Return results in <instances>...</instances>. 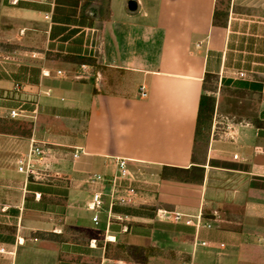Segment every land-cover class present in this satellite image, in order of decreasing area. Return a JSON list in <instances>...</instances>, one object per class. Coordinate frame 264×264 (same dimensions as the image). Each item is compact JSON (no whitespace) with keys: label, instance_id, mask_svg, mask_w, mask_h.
<instances>
[{"label":"crops","instance_id":"1","mask_svg":"<svg viewBox=\"0 0 264 264\" xmlns=\"http://www.w3.org/2000/svg\"><path fill=\"white\" fill-rule=\"evenodd\" d=\"M104 1L0 0V116L24 108L31 129L18 145L57 152L52 179L24 182L15 251L33 231L41 264H264V0ZM207 74L217 93L200 153ZM117 158L139 205L115 206L109 224L101 211L96 225L85 178L115 174ZM192 165L200 183L161 178L163 166Z\"/></svg>","mask_w":264,"mask_h":264},{"label":"rangeland","instance_id":"2","mask_svg":"<svg viewBox=\"0 0 264 264\" xmlns=\"http://www.w3.org/2000/svg\"><path fill=\"white\" fill-rule=\"evenodd\" d=\"M246 3L251 4L253 3V0H246ZM99 4L100 6H104L105 1L99 0ZM206 87L211 91V96L213 94L215 95L217 93V79L215 77L210 78L206 82ZM238 101L239 99L236 102L235 100L227 102V111L232 113L234 110H241V107L238 108L240 106ZM246 107L244 111L247 113L251 112V106L249 108V103H246ZM214 112L215 104L213 114ZM2 114L3 115L0 116L3 120L0 121V136L2 138V141L0 142V264H41V245L38 243L41 242L40 239L43 237L42 232L31 231L30 235H25L27 231H21L20 236L24 238V241H22L23 243L21 245L17 246L15 251L16 237L19 234L18 225L16 223L19 219L16 217L20 218V212L22 211H19L18 215L15 217L16 213L14 210H16V206L19 205V202L23 198L24 182L41 181L17 173L14 165L15 158L18 155L25 153L18 143L24 140L31 129V122L28 117L12 119L8 116V111L3 112ZM206 143L207 141H205L202 135L199 136L197 141L198 152L203 153L205 151ZM50 177L51 176L45 177L42 181H46V179H50ZM26 198L31 197L26 195ZM22 213L23 217L21 221L26 218L24 210ZM37 220L40 221V219ZM51 222L57 223V220H51ZM1 248H4V251H1ZM97 255L99 258L100 256L98 253L96 256Z\"/></svg>","mask_w":264,"mask_h":264},{"label":"built area","instance_id":"3","mask_svg":"<svg viewBox=\"0 0 264 264\" xmlns=\"http://www.w3.org/2000/svg\"><path fill=\"white\" fill-rule=\"evenodd\" d=\"M42 1L48 4L50 9L55 6V0ZM45 18H48V14H45ZM57 73H60V71ZM239 76L243 77L244 73L239 72ZM139 95L141 97L146 95L144 86L140 87ZM8 116L14 119L18 117H27L28 115L24 108L17 107L10 109L8 111ZM228 129L229 126L226 125V130H223L222 132L223 137L226 139H232L233 134L230 133ZM56 153L57 152L54 148L31 140L27 151L15 158V170L17 173L23 174L25 177L42 180L45 177L51 176L52 160L57 158ZM72 156L76 158L77 152H74ZM233 158H237V155L234 154ZM116 168V173L109 176L93 173L85 178V181L91 187V197L90 201L87 203V208L93 212L92 221L96 225L99 222L98 213L101 211L107 213V224H109L113 215L112 209L115 206L132 208L139 205L137 201L139 196L138 189L135 183L137 179L134 171L130 169L125 158L116 159ZM171 214L175 220H178L182 216L179 212H171L161 209H158L156 212L157 217L161 219H167ZM186 223H191V220H186ZM107 239L114 242L115 236H109ZM262 239L264 240V237ZM202 244H205V242H202ZM1 251H4V248H1Z\"/></svg>","mask_w":264,"mask_h":264},{"label":"trees","instance_id":"4","mask_svg":"<svg viewBox=\"0 0 264 264\" xmlns=\"http://www.w3.org/2000/svg\"><path fill=\"white\" fill-rule=\"evenodd\" d=\"M89 5V2H85L81 7V12L85 10V8ZM99 12L102 15L104 12L103 7H99ZM79 62H90L88 58H74ZM214 76L205 75L203 89L207 90L206 82ZM215 104V98L208 94H202L199 101V111L197 116V123L195 128V143L198 141L199 136L208 140V131L211 123V117L213 114ZM0 121H3L0 118ZM253 122H256L254 120ZM161 178L166 179H174L178 181L184 182H197L200 183L203 179V168L201 166L192 165L189 168H179V167H167L163 166L161 169Z\"/></svg>","mask_w":264,"mask_h":264},{"label":"water","instance_id":"5","mask_svg":"<svg viewBox=\"0 0 264 264\" xmlns=\"http://www.w3.org/2000/svg\"><path fill=\"white\" fill-rule=\"evenodd\" d=\"M137 7V4H136V1L135 0H128L127 1V8L130 10V11H134Z\"/></svg>","mask_w":264,"mask_h":264}]
</instances>
